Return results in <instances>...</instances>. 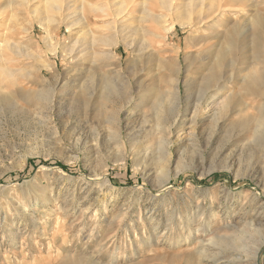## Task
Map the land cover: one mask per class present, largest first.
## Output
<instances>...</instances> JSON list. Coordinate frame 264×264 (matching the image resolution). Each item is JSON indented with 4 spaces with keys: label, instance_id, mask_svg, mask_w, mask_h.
<instances>
[{
    "label": "rangeland",
    "instance_id": "1",
    "mask_svg": "<svg viewBox=\"0 0 264 264\" xmlns=\"http://www.w3.org/2000/svg\"><path fill=\"white\" fill-rule=\"evenodd\" d=\"M170 1L0 0V264H264V0Z\"/></svg>",
    "mask_w": 264,
    "mask_h": 264
},
{
    "label": "bare ground",
    "instance_id": "2",
    "mask_svg": "<svg viewBox=\"0 0 264 264\" xmlns=\"http://www.w3.org/2000/svg\"><path fill=\"white\" fill-rule=\"evenodd\" d=\"M175 0H171L169 3H167V6H166V8H167V11L168 12H166V13H169V15H172L173 14V16H175L177 19H180V20H182V19H184L185 17H184V15L181 13V11H182V8H181V6H179V4H177V3H175L174 2ZM212 1V0H211ZM215 1V0H214ZM225 1V0H224ZM232 2L233 1H236V0H231ZM230 0H226V2H225V4H216V3H212L210 6H208L207 7V9H205V11H203V13L201 14V13H199V14H201L202 16L201 17H199V20H197L196 21V19H195V21L196 22H194L193 23V25H191V27H196V26H200V27H206V28H208L209 27V25H210V23H212L211 25L212 26H217V25H220L222 22H223V16H224V13H225V11H226V8H227V6H228V3L229 2H231ZM217 3H218V1H216ZM165 9V8H164ZM166 10V9H165ZM164 10V11H165ZM231 11V10H230ZM202 12V11H201ZM168 15V16H169ZM162 17H166V15H164V16H162ZM255 18H257V20H259L260 18H259V16H257V17H255ZM185 20V19H184ZM173 21V20H172ZM178 21V20H177ZM193 21V20H192ZM192 21H189V23L188 24H191V22ZM182 23V25L183 26H185L184 24H187L186 22H183V21H181ZM190 28V27H189ZM212 29H214L213 27H212ZM196 31V30H195ZM163 46V45H162ZM232 47H233V45L232 44H229V51H232ZM222 58V57H221ZM220 60V59H219ZM220 65V64H219ZM8 70V69H7ZM10 87H12V86H10ZM223 88L224 87H222V86H220L219 88H218V91H216V92H214V99L213 100H216V98H218L219 96H221V91L223 90ZM9 89V88H8ZM177 90V89H176ZM178 91V90H177ZM180 92V91H179ZM207 93H208V91H207V88L206 89H204L201 93H200V95L198 96V100H197V106H196V114H195V117H194V119H193V121L195 122L196 120H197V115H198V113H199V111H200V109L201 108H203L204 107V104H205V102H206V100H207ZM18 95H19V93H18ZM173 95V93L171 94V96ZM21 96V95H20ZM180 96V95H179ZM176 97H178V96H176ZM1 98V97H0ZM166 100H165V102L167 101V98H165ZM132 100V99H131ZM164 102V103H165ZM169 103V102H168ZM167 103V104H168ZM241 247H242V245H241ZM202 249V248H201ZM205 249H206V247H205ZM240 250V249H239ZM200 253V252H199ZM205 253V252H204ZM242 253V252H241ZM202 256V255H201ZM203 257V256H202ZM219 259V258H218Z\"/></svg>",
    "mask_w": 264,
    "mask_h": 264
}]
</instances>
